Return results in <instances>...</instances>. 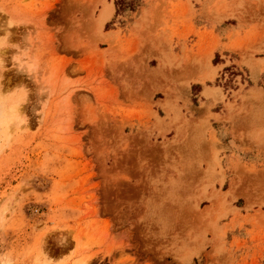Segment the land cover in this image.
<instances>
[{
  "label": "rangeland",
  "instance_id": "374dc122",
  "mask_svg": "<svg viewBox=\"0 0 264 264\" xmlns=\"http://www.w3.org/2000/svg\"><path fill=\"white\" fill-rule=\"evenodd\" d=\"M120 1L0 0V264H264V169L202 141L203 97L264 148V0Z\"/></svg>",
  "mask_w": 264,
  "mask_h": 264
},
{
  "label": "crops",
  "instance_id": "0c3cea01",
  "mask_svg": "<svg viewBox=\"0 0 264 264\" xmlns=\"http://www.w3.org/2000/svg\"><path fill=\"white\" fill-rule=\"evenodd\" d=\"M198 21H200V19H198ZM195 28L198 29L200 32H202V41L206 39V35H207L206 33L211 31L210 26H208V23H206L204 18H202V22L198 26L195 25ZM216 30H217V27L214 28L213 34H217ZM226 44L227 42L220 41L221 46L216 50L215 48L213 49L211 53V60L214 59L216 54H218L219 57L223 56V53L225 52V49L223 46ZM207 51L205 52L206 54H207ZM211 66L213 68L221 67V69L218 70L216 73V78H220L221 75L224 74L226 70L225 62H220L217 65H213L211 63ZM206 88L207 86L203 85L202 95L205 92ZM217 103L211 100H206L202 97V104H204V106H202V120L205 118L208 119V127L204 126V124L202 123L203 124L202 125V141L204 140L209 141V143L212 145L213 149L216 152L220 151V153L218 154V159L216 156L214 157L212 172L218 173L220 172V169L223 170L224 179L221 184L216 183L214 185L215 190L219 191L220 193L230 192L234 196H236L237 195L236 185L235 184L232 185V181L235 179V177L232 176L233 171L238 170L239 167H241V169L245 168L247 170H253V169L259 170L260 168L264 169V148H257L261 146L260 144L257 143L258 144L257 147L255 146L257 149L252 148L251 151H246V150H243L242 148L240 149V146H239L240 144L235 143L236 139L238 141V137L236 136L237 135L236 127H238V122H235L234 120L229 118L231 115L230 112H232L235 106L226 107L228 109V112H227V111H224L223 107L219 105L216 107H213ZM227 103L232 104V102L230 101H228ZM224 104H226V102H224ZM242 109H244V107ZM237 113L238 111L236 110V114ZM256 139H258L259 141L264 139V127L261 129L260 134L256 136ZM241 143L243 144L242 140H241ZM232 145L235 147H238V149H234ZM240 157L242 159H240ZM260 160H262V162ZM260 163H262V165H260ZM217 164H219L220 168L217 166ZM205 169H206V165L202 164V170H205ZM217 179L218 177L215 176L214 180H217ZM240 198L241 197H238V198L236 197V199L232 201V206L234 208H237L235 206V203L238 202ZM206 202L207 201L202 200V206ZM205 207H209V205H206ZM205 207L203 206L202 208H205ZM259 212L264 213V209L262 208L258 209L257 207H253L251 212H247L245 214L246 216H251V215L257 216L259 215ZM240 214L242 216H245L242 208H241ZM247 230H249V228ZM250 230L252 231L251 236H248L247 234H245L243 237H239L238 235V238H241L239 240L241 241L244 240L245 246L248 248L259 247L261 243V240H260L261 233H259L257 230H252V229Z\"/></svg>",
  "mask_w": 264,
  "mask_h": 264
},
{
  "label": "bare ground",
  "instance_id": "6f19581e",
  "mask_svg": "<svg viewBox=\"0 0 264 264\" xmlns=\"http://www.w3.org/2000/svg\"><path fill=\"white\" fill-rule=\"evenodd\" d=\"M110 8H111L110 6L105 5L104 8L102 9V11L100 12V14L98 16V20H97L99 27H102L103 24L110 19V17H111V9ZM256 73H257V70L255 71V69L253 70V68H250V75H251V78L253 80H256ZM14 122H16V123H14ZM14 122H12L10 124V126L11 125L12 126H18L19 124H21L22 119H19L18 121L15 120ZM9 128H11V127H9Z\"/></svg>",
  "mask_w": 264,
  "mask_h": 264
},
{
  "label": "trees",
  "instance_id": "16d2710c",
  "mask_svg": "<svg viewBox=\"0 0 264 264\" xmlns=\"http://www.w3.org/2000/svg\"><path fill=\"white\" fill-rule=\"evenodd\" d=\"M120 4H121L123 10H125V9L133 10V8H134V3L128 2L126 0H121Z\"/></svg>",
  "mask_w": 264,
  "mask_h": 264
}]
</instances>
